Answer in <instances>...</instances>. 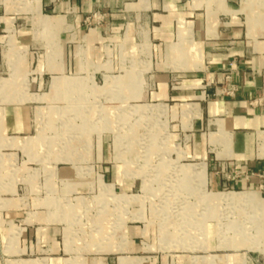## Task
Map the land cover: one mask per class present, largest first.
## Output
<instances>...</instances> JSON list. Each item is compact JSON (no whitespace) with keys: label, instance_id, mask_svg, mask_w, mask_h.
I'll return each mask as SVG.
<instances>
[{"label":"crops","instance_id":"crops-1","mask_svg":"<svg viewBox=\"0 0 264 264\" xmlns=\"http://www.w3.org/2000/svg\"><path fill=\"white\" fill-rule=\"evenodd\" d=\"M260 2V8L251 11L249 0H224L219 17L210 18L216 9L208 0H29V7L23 3L16 8L0 0V52L7 57L1 59L7 74L0 78V94L18 102L3 107L5 111H19L15 117L8 114L6 128L27 126L29 92L42 94L46 88L51 91L46 94L57 95L52 100L63 95L72 103L83 101L74 96L90 93L91 87L95 93L118 94L119 84L122 93L132 95L139 76L136 71L118 78L113 69L118 49L120 55L133 57L148 44L151 78L157 83L151 94L163 102L177 101L178 108L188 100L187 86L194 85L171 94L168 80L195 71L196 63L172 70L170 62L177 43L191 29L201 50L198 59L207 64L196 76L207 81L199 93L208 100L187 110L196 117L193 126L206 150L198 148L201 161L179 167L178 183L162 188L198 190L202 200L188 208L172 205L175 220L168 223L155 214L146 218L136 209L124 224L108 225L106 216L98 243L92 238L91 246H76L64 233L63 244L43 260L46 264H264V197L253 190L258 178L244 176L264 170V0ZM28 14L34 15L33 21ZM152 141L157 145L155 138ZM134 153L131 158L138 157ZM234 168L240 177H234ZM105 185L114 190V184ZM228 194L252 198L215 197ZM236 208L248 210L240 220L231 214ZM41 218L46 222L52 215ZM40 230L37 235L43 239L48 232Z\"/></svg>","mask_w":264,"mask_h":264},{"label":"rangeland","instance_id":"rangeland-1","mask_svg":"<svg viewBox=\"0 0 264 264\" xmlns=\"http://www.w3.org/2000/svg\"><path fill=\"white\" fill-rule=\"evenodd\" d=\"M249 2L246 6L251 11L261 6L260 0ZM9 3L12 8L23 3L30 6L29 0ZM207 4L216 9L209 17L217 18L225 3L208 0ZM255 16L251 15L252 23L256 22ZM25 17L34 20V15ZM195 35L191 29L187 38L177 43L170 62L172 70L196 63L195 71L168 80L171 94L194 85L192 89L187 86L188 100L180 108L175 105L177 101L163 102L151 94L157 83L151 78L152 52L146 43L133 57L120 55L118 49V63L113 68L118 71V78L136 71L139 76L134 79L132 95L122 93L119 84L118 94L95 93L91 87L90 93L74 96L82 103H69L63 95L52 100L57 95L46 94L51 92L46 88L42 94L29 92L27 126L18 130L6 128V118L8 114L17 116L19 111L3 109L18 102L0 94V264H46L43 260L53 256L54 248L63 244L64 233L76 246H91L92 238L98 243L106 216L108 225H119L120 221L124 224L136 209L146 218L155 214L160 222L168 223L175 220L171 219L174 210L169 211L172 205L182 209L202 200L198 190L162 189L178 183L179 169L201 161L195 153L198 148L206 150L193 126L196 117L187 112L190 104L208 100V96L199 93L204 92L207 81L196 75L207 64L198 59L201 50L194 44L198 41ZM5 55L0 52V78L7 74V67L1 64ZM36 106L43 109H34ZM158 107L161 111H157ZM132 152L138 157L131 158ZM179 176L182 178V174ZM105 184H114V190ZM148 186L160 189H145ZM253 190L260 195L258 188ZM164 208L166 216L162 215ZM247 211L236 208L231 214L240 220ZM47 214L52 218L42 221L41 217ZM40 229L48 232L43 239L37 235Z\"/></svg>","mask_w":264,"mask_h":264},{"label":"built area","instance_id":"built-area-1","mask_svg":"<svg viewBox=\"0 0 264 264\" xmlns=\"http://www.w3.org/2000/svg\"><path fill=\"white\" fill-rule=\"evenodd\" d=\"M234 170H236V172L234 173V177L238 178L240 177L241 172L238 171L236 168H234ZM246 178H250V177H256L258 178V184H257V188L260 191V194L264 197V170L260 171V172H250L249 174H245L244 175Z\"/></svg>","mask_w":264,"mask_h":264},{"label":"bare ground","instance_id":"bare-ground-1","mask_svg":"<svg viewBox=\"0 0 264 264\" xmlns=\"http://www.w3.org/2000/svg\"><path fill=\"white\" fill-rule=\"evenodd\" d=\"M217 198H223V199H238L240 198L241 200H249L252 197L250 195H245V194H228V195H215ZM210 212V211H209ZM249 224V223H248ZM244 229V228H243ZM238 232V231H237ZM243 235V234H242ZM234 249V248H233ZM209 262V261H208ZM196 263V262H195ZM211 263V262H210ZM218 264V263H217Z\"/></svg>","mask_w":264,"mask_h":264}]
</instances>
